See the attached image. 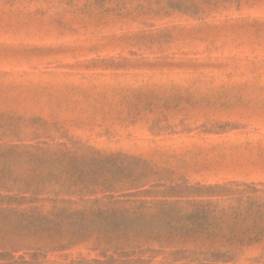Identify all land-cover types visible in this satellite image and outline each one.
I'll use <instances>...</instances> for the list:
<instances>
[{"label": "rangeland", "instance_id": "374dc122", "mask_svg": "<svg viewBox=\"0 0 264 264\" xmlns=\"http://www.w3.org/2000/svg\"><path fill=\"white\" fill-rule=\"evenodd\" d=\"M35 137L81 141L116 172L148 166L151 190L264 187V0H0V142ZM126 250L27 259L264 264V242L229 263L203 237Z\"/></svg>", "mask_w": 264, "mask_h": 264}, {"label": "trees", "instance_id": "16d2710c", "mask_svg": "<svg viewBox=\"0 0 264 264\" xmlns=\"http://www.w3.org/2000/svg\"><path fill=\"white\" fill-rule=\"evenodd\" d=\"M36 140L0 142V264L88 246L122 261L133 246L191 237L209 240L216 261L229 263L264 242L260 185L160 182L151 190L148 166L116 172L113 157L81 141Z\"/></svg>", "mask_w": 264, "mask_h": 264}]
</instances>
